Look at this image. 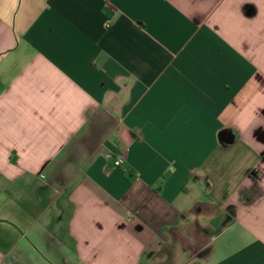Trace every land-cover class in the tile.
<instances>
[{
    "label": "crops",
    "instance_id": "1",
    "mask_svg": "<svg viewBox=\"0 0 264 264\" xmlns=\"http://www.w3.org/2000/svg\"><path fill=\"white\" fill-rule=\"evenodd\" d=\"M0 264H264V0H0Z\"/></svg>",
    "mask_w": 264,
    "mask_h": 264
},
{
    "label": "water",
    "instance_id": "2",
    "mask_svg": "<svg viewBox=\"0 0 264 264\" xmlns=\"http://www.w3.org/2000/svg\"><path fill=\"white\" fill-rule=\"evenodd\" d=\"M220 136H221V139L224 143H230L232 141V138H233L230 131H227V130L221 132Z\"/></svg>",
    "mask_w": 264,
    "mask_h": 264
},
{
    "label": "clouds",
    "instance_id": "3",
    "mask_svg": "<svg viewBox=\"0 0 264 264\" xmlns=\"http://www.w3.org/2000/svg\"><path fill=\"white\" fill-rule=\"evenodd\" d=\"M168 171L175 172V168L173 165H169Z\"/></svg>",
    "mask_w": 264,
    "mask_h": 264
},
{
    "label": "built area",
    "instance_id": "4",
    "mask_svg": "<svg viewBox=\"0 0 264 264\" xmlns=\"http://www.w3.org/2000/svg\"><path fill=\"white\" fill-rule=\"evenodd\" d=\"M119 162H120V159L115 160V161H114L115 166H116V165H119Z\"/></svg>",
    "mask_w": 264,
    "mask_h": 264
}]
</instances>
